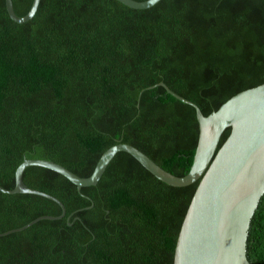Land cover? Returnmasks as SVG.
I'll use <instances>...</instances> for the list:
<instances>
[{
	"label": "trees",
	"instance_id": "obj_1",
	"mask_svg": "<svg viewBox=\"0 0 264 264\" xmlns=\"http://www.w3.org/2000/svg\"><path fill=\"white\" fill-rule=\"evenodd\" d=\"M144 1V0H138ZM33 0H13L19 16ZM205 115L264 83V0H41L24 23L0 0V185L26 159L90 176L101 155L132 144L178 175L189 171ZM154 85L153 88L149 86ZM227 128L220 146L230 134ZM24 181L63 202L0 190V264H173L199 181L169 185L118 152L97 185L30 165ZM264 264V195L247 241Z\"/></svg>",
	"mask_w": 264,
	"mask_h": 264
},
{
	"label": "water",
	"instance_id": "obj_2",
	"mask_svg": "<svg viewBox=\"0 0 264 264\" xmlns=\"http://www.w3.org/2000/svg\"><path fill=\"white\" fill-rule=\"evenodd\" d=\"M40 1L33 0L31 9L24 16L16 13L13 0H6V6L13 20L24 23L35 15ZM118 1L134 9H146L160 0ZM157 85L196 109L199 138L187 174L178 176L166 170L145 152L125 142L109 147L88 177H81L53 160L26 158L15 171L14 188L0 185V190L49 197L62 206L63 213L39 216L17 230L42 218H62L66 214L65 205L57 197L32 188L24 181L26 167L40 165L55 170L80 190L97 185L114 156L125 151L169 185L187 186L199 181L178 234L173 264H252L247 255L249 229L264 195V83L238 92L208 115L198 104L176 93L165 82ZM227 128H231L230 134L220 146Z\"/></svg>",
	"mask_w": 264,
	"mask_h": 264
}]
</instances>
